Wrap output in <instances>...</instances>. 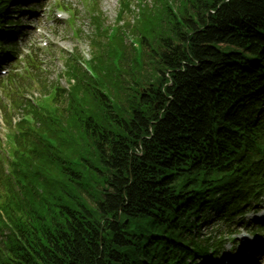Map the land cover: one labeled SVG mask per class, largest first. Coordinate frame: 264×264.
I'll return each mask as SVG.
<instances>
[{"label": "trees", "instance_id": "16d2710c", "mask_svg": "<svg viewBox=\"0 0 264 264\" xmlns=\"http://www.w3.org/2000/svg\"><path fill=\"white\" fill-rule=\"evenodd\" d=\"M82 1L97 79L74 52L68 90L36 71L4 108L0 264H212L194 227L264 192V0H120L114 35ZM25 2L0 0L1 63Z\"/></svg>", "mask_w": 264, "mask_h": 264}, {"label": "rangeland", "instance_id": "374dc122", "mask_svg": "<svg viewBox=\"0 0 264 264\" xmlns=\"http://www.w3.org/2000/svg\"><path fill=\"white\" fill-rule=\"evenodd\" d=\"M67 1L73 4V6L82 13V16H80L79 19V23L85 27L87 36L90 35L89 32L91 30L90 29L91 27L89 21L85 17L87 16V12L83 7V4L79 0H67ZM101 6L107 18L108 24L113 26L116 21V16L119 8V0H103ZM24 8L26 10L21 12L23 14V22L27 26V28L25 31L26 34L25 39H22V41L23 42L25 41V43L22 44V46L28 49H34V48L35 50L39 49L37 53L40 54V59L45 63L50 74L47 79L59 83L60 86L63 87V89H68L70 87V84L66 81V79L62 80L61 82H59L60 79H58L59 76L63 75L64 72L66 71L65 59L71 56L73 52H78L86 61L88 60L90 61L91 50L88 40L76 39L75 36L72 34V31L69 28L68 24L65 23V21H60L59 23H57L56 21H51L48 15L46 17L42 16L41 12L31 14V16L30 14L27 15L26 13L27 9L31 8V4L29 3L26 4ZM38 29H40L41 32L38 33ZM43 43H46L48 47H44ZM31 94L34 95L35 97L39 95L37 90L31 92ZM1 131L2 133H0V139L4 140L3 137L4 131L3 129H1ZM247 214L248 216L246 215L244 220L245 223L253 225L256 222H258V220H261L264 217V209L261 208V206H258V212L250 211ZM225 225L226 224L220 220L212 221V223L206 225L205 230L207 231L206 232L207 234L205 237L210 236V237L218 238V235H220V233L229 232V229ZM231 230L240 231L238 233L239 235L233 237V239H241L240 236L243 233L252 234L251 232L247 231L245 227L242 226H237L236 229L232 228ZM228 236L229 235H227V237ZM230 240L228 241L231 242V244L229 243L227 245L226 250L222 256L223 263L226 259L236 260V259H241L242 256L248 255V254H244L243 252L244 251L243 247L245 245L244 246L240 245L239 247H237L235 246L233 241ZM247 244H251V241H249ZM258 259L259 261L257 264H264V256H260Z\"/></svg>", "mask_w": 264, "mask_h": 264}]
</instances>
